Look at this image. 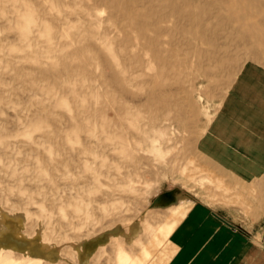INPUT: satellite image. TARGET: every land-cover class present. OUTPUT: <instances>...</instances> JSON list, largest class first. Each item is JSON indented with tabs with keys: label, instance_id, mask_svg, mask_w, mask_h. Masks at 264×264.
I'll return each mask as SVG.
<instances>
[{
	"label": "rangeland",
	"instance_id": "1",
	"mask_svg": "<svg viewBox=\"0 0 264 264\" xmlns=\"http://www.w3.org/2000/svg\"><path fill=\"white\" fill-rule=\"evenodd\" d=\"M263 85L264 0H0V264H264Z\"/></svg>",
	"mask_w": 264,
	"mask_h": 264
},
{
	"label": "crops",
	"instance_id": "2",
	"mask_svg": "<svg viewBox=\"0 0 264 264\" xmlns=\"http://www.w3.org/2000/svg\"><path fill=\"white\" fill-rule=\"evenodd\" d=\"M255 68H257L256 66H254ZM255 72V71H254ZM253 72V69H252V71H248V75H254V78H255V76L257 77V75H259L257 72H255L254 73ZM264 86V85H263ZM239 87H240V84H238V86H237V90H239ZM262 90H264V87H263V89ZM256 94L255 95H257V92H255ZM239 98H236V97H234V103L232 104V106H231V110H232V114H233V111H234V115H235V117H237V115L239 114V112H240V108H239V106H238V103H237V100H238ZM248 102V101H247ZM261 103H258V105H254V108L253 109H255L256 107H260L261 105H262V103H263V101H260ZM264 106V103H263V105H262V107ZM253 109H250V110H247V111H245L244 113H247L246 115L245 114H243L242 115V117L241 118H236V120L235 121H233V120H231L232 118L231 117H229V118H231V119H229L230 121V123L228 122V124H229V127H230V132H231V138L230 137H227V136H229L230 135V133H227L226 135L224 134V136H223V138H225V142L223 143V145H225L224 147L226 148V153L223 155V154H221L220 152H215L214 153V155L215 154H218V156H222V157H228V156H235V153L237 152V150H235L234 148H233V146H232V144H234V146L235 147H237V145H238V147L237 148H239V142L241 141V140H243V138L242 137H246V136H248L247 138H249L250 139V142L254 139V137H253V133H252V131L254 132V131H257V130H260L261 128H256V129H253V120L250 118L249 119V117H250V115H252V113L254 112V110ZM230 110V111H231ZM234 115H231V116H233L234 117ZM254 115V114H253ZM234 117V118H235ZM233 118V119H234ZM241 119V120H240ZM248 119V120H247ZM222 121H224L223 119H220V122H222ZM237 121H239V124L237 125H234L233 123L234 122H237ZM232 124H233V126H232ZM243 124H246L247 126H248V124H249V126H248V128H243L242 127V125ZM234 127H237L236 128V130H232V129H234ZM241 134V135H240ZM239 137H241V138H239ZM250 142L248 143V145L250 144ZM241 145H243L242 147H246L245 145H244V143L243 142H241ZM263 145V147H262V150H263V153H262V155L261 156H264V143L262 144ZM232 148V149H231ZM242 154L244 155V154H246L245 152H242ZM212 155H213V153H212ZM237 156H238V154H236ZM236 158V157H235ZM249 166H251V165H249ZM213 215H215V217L217 216V217H219L218 215H216V213H212ZM220 218V217H219ZM262 235H263V242H264V226H263V230H262Z\"/></svg>",
	"mask_w": 264,
	"mask_h": 264
},
{
	"label": "bare ground",
	"instance_id": "3",
	"mask_svg": "<svg viewBox=\"0 0 264 264\" xmlns=\"http://www.w3.org/2000/svg\"><path fill=\"white\" fill-rule=\"evenodd\" d=\"M8 220V219H7ZM9 222H11V220L9 219L8 220ZM10 239L11 240H13L14 242H16V243H18V244H22V245H26L27 244V242H26V240L23 238V237H21V236H17V235H11L10 236ZM120 257H119V259H118V264H126L127 263V258L126 257H124L123 255H119Z\"/></svg>",
	"mask_w": 264,
	"mask_h": 264
}]
</instances>
